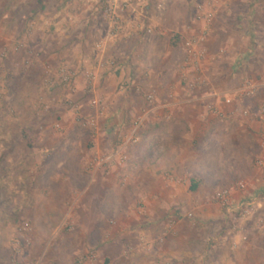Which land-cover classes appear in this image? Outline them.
Returning a JSON list of instances; mask_svg holds the SVG:
<instances>
[{
    "label": "rangeland",
    "instance_id": "rangeland-1",
    "mask_svg": "<svg viewBox=\"0 0 264 264\" xmlns=\"http://www.w3.org/2000/svg\"><path fill=\"white\" fill-rule=\"evenodd\" d=\"M161 1L149 0L144 13V23L147 24L149 18L151 29L153 28L152 34L145 35L140 32L137 34L140 39L146 38L144 43L148 41V50L145 52L147 60L143 64L139 62L140 77L136 76L139 80L134 84L141 92L132 93L131 103L122 105L129 93V89L121 92L119 88L127 82L125 78L111 86L110 92L104 93L100 91L102 87L97 88L96 85L94 94L89 95L85 92L86 82L82 78V70L87 67L97 68L99 58L96 56L98 53L94 51L95 45L105 43L104 33L105 31L107 33V27L101 15L95 22L103 29H100L99 33L97 31L93 35H88L86 40L88 50L84 51L83 47V50L77 53L74 49L68 48L69 57L62 54L61 46L55 43L54 37L57 33L52 28L51 13L64 10L73 4L80 5L79 1L76 3L68 0H0V264H8L7 261L13 259L11 245L21 234L20 228L26 231L22 233L24 241L18 257L23 255L28 258V264L36 262L46 264V248L54 249L47 264L53 263L57 257L66 263L70 261L68 250L75 248L77 244L76 237L73 239L72 236H67L71 225L66 224L65 209L68 205L64 203V199L68 196L71 199V195H75L74 192L78 190L77 187L91 177L93 159L97 156L92 135L94 133L96 135L98 128L100 133L106 134L98 143L99 155L109 156L120 152L126 157V161L123 164L113 162V167L116 168L112 167L111 170H117L115 173L108 175L109 171H100L95 174V179L99 181L113 179L119 183L125 179L120 172L126 168L125 164L130 163L132 157L135 158L134 164L153 165L152 156L145 155L151 146H143L139 139L140 134L143 136L151 129V132L158 129L147 126L145 119L151 115L154 118L162 115L158 109L151 112L156 105L153 89L157 82L171 88L175 85L184 86L196 95H203L204 91L207 94H217L216 98L224 106L218 108L214 102H208L202 104L198 110L183 113L191 120V124L186 128V132L184 131L188 142L186 143L184 139L178 142L181 151L178 163L182 168L180 174L186 182L192 179L199 180L197 177L199 170L206 179L212 181L214 177L219 183L223 180L221 176L225 177L227 171L231 176L230 182L222 185L217 183V187L213 188H203L201 197L190 200L183 198L181 208L168 204L169 208L166 210L170 214L166 218V223L173 218L181 220L184 218L203 226L206 224L205 219H212L208 218V215L218 214L216 218L219 221H214L213 226L212 224L209 226L214 228L217 234L207 232L205 237L207 247L217 249L219 246L214 245L217 240H224L227 237L234 243L232 238L236 237L240 244H245L254 239L252 234L254 229L260 227L259 231L264 230V222L259 224V218L264 217L259 215L242 224L228 223L223 218L221 208L214 201L216 193L222 190L229 188L238 192L236 185L249 174H253L256 163L262 160L263 156L261 154L264 151V120L243 118L240 111L256 112L260 99L264 98V88L259 98L244 102L234 98V94L246 80L264 83L262 73L264 53L262 52L261 63L257 66L252 65V71L237 70L228 78L225 58L241 48H248L247 53L250 57L254 56L256 51H260L257 48L259 45L255 42L257 29L252 23H257L260 25L259 28L264 30V0ZM152 23H162L163 27L158 25L154 27ZM182 26L187 30L185 37H181L177 32ZM260 29L257 31L260 32ZM128 34L127 30L124 36L120 35L117 38L123 36V39H126ZM201 35L208 36L199 47L203 57L197 65L186 66L184 70L188 77L183 76L185 75L183 66L188 63L190 52L184 48V44ZM246 38L248 44L245 46ZM130 42L129 39L127 45L121 46L123 52H127ZM104 49L103 56L100 54L99 56L103 57L104 62L109 59L115 60L118 67L119 61L116 57L110 54V58L105 57L108 51L105 44ZM73 51L77 53L75 56ZM86 52L89 53L88 56L85 55ZM78 55L85 56V59L79 60ZM221 55H224V60ZM63 65L69 66L76 73L75 91L64 88L59 82V70ZM243 67L245 68V64ZM256 72L258 74H255ZM160 78L162 81L159 82ZM130 85L131 79L129 87ZM148 96H152V103L148 102ZM95 97L101 99L105 107L102 114L92 104ZM113 97L116 100H113ZM78 113L84 120L95 118L96 129H82L76 119ZM202 116L212 117L214 123L212 129L205 130L200 123H195L196 119H201ZM226 117H233L236 123L240 121L244 125V127L235 125L232 140L226 138L225 128L220 124L224 119L227 120ZM109 119H112V125L108 124ZM117 119L119 122L115 121ZM251 121L257 123L256 129L247 125V122ZM137 122L141 124L134 131ZM246 136L250 140L245 138ZM187 146L189 151L185 148ZM237 148L241 150L240 155ZM228 151L230 156L226 157ZM227 158H230L229 162ZM190 167L197 171H187L186 169ZM142 175L143 171L137 173L138 181L142 179ZM192 176L194 177L190 178ZM61 184H68L69 187H62ZM123 184L125 180L121 182V185ZM138 189L143 190L142 187ZM138 189L136 187L134 190ZM36 192L40 194L39 197L41 196L38 198L39 213L22 214L24 210L25 213L30 212L29 209L33 205L29 203L28 198L34 197ZM21 194L25 195L23 203L20 199ZM262 196L264 197V192ZM253 197L256 196L245 198ZM137 207L143 210L140 205ZM42 211L51 213L54 218L46 223L39 217ZM188 214L192 217L188 218ZM45 224L52 228L49 235L45 234ZM243 238L246 240L243 241ZM262 241L256 250L250 252L240 253L242 251L240 247L237 256L241 257L244 254L246 261L264 264V239ZM219 244L222 243L219 241ZM92 250L96 252V248ZM222 256L217 250L215 254L207 255L206 259L218 264V259ZM233 259L236 260L234 256Z\"/></svg>",
    "mask_w": 264,
    "mask_h": 264
},
{
    "label": "crops",
    "instance_id": "crops-1",
    "mask_svg": "<svg viewBox=\"0 0 264 264\" xmlns=\"http://www.w3.org/2000/svg\"><path fill=\"white\" fill-rule=\"evenodd\" d=\"M68 1H75L76 3L79 1L80 5L77 3L67 6L64 10L53 11L51 13V15H53L51 19L53 22L52 28L57 33L56 37H54L56 39L55 43L61 46L62 54L70 57L67 52L68 48L74 49L77 53L83 50V47L84 51H87L86 40L88 35H93L94 32L97 31L99 33L100 29L103 28L102 26H98V22H95L96 19L100 18L99 10L87 8L80 0ZM161 2H163V0ZM169 3L170 2H168V4ZM147 21V24H143L151 28L152 26L149 18ZM252 24L257 30L260 29V25L257 23ZM152 25L154 27L157 25L163 27L162 23H152ZM257 30L255 42L259 45L257 48L260 49V51H256L254 56L250 57L247 53L248 48H241L235 51L233 55L226 57L227 78L234 75L237 70H245L246 72L248 70L252 71V65L257 66L261 63V56H263L264 53V30L262 29V31L260 29V32ZM129 31V36L126 37V39H123V35L114 41L108 40L105 31L104 44L106 48H108L105 57H116L119 61V65L115 70H109L107 68L105 70H98V81L96 83L97 88L102 87L100 91L106 93L110 92L111 88L124 78L127 81L131 79V85L128 88L129 93L125 96V102L122 103V105H129L131 103L132 93L136 91L138 93L141 92V89L134 84L139 80L136 76L140 77L139 74L141 69L138 67L140 64L139 62L143 64V62L147 60V54H145V52L148 50V41L144 43L146 38H138L137 34L139 32L135 30V27H132ZM177 32L181 37H185L187 34V30L183 26L180 27ZM76 33L77 35H74ZM155 34L156 32L153 35ZM207 37L208 36H206V39ZM127 39L131 40V42L128 43L129 49L127 52H123L121 46L127 45ZM249 39L251 41L250 37ZM245 40L246 46V44H248V38ZM74 51L73 53L75 56L77 53L75 54ZM119 51L122 53L120 54ZM85 55L88 56L89 53L86 52ZM96 56L100 58L99 54H96ZM223 56L224 55H221V58L224 60ZM77 58L79 60L81 58L85 59V56L78 55ZM244 64L245 68L243 67ZM248 66L250 68L247 69ZM262 73L264 75V69ZM183 74H185L183 76L188 77L186 72ZM255 74L258 73L256 72ZM158 81H162L161 78L158 79ZM261 84L264 85V83ZM144 90L146 89L144 88ZM191 92L190 89L184 86L180 87L175 85L171 88L170 86L164 85V83L157 82V86H154L153 89L154 97L156 96V105L151 112L158 109L162 115L159 118H154L153 115H151L147 116L145 119L147 120V126H151L153 129L154 127H158V129H154L152 132L151 129L150 132L147 131L148 133H145L143 136L140 134L139 139L143 146H151V149L148 151L146 150L145 155L152 156L153 165L147 163L146 165L140 166L139 164L133 163L134 157L130 158V163L125 164L126 168L120 172V174L125 177V179H122V181L125 180V184L123 185H121L122 181L118 183L113 179H106L107 181L95 179V174L103 170L95 171L93 169L91 177L77 187L78 190L74 192L75 195H71V199L69 196L64 199V203L68 205L65 209L67 212L66 224L69 223L71 225L69 228L70 232L67 233V236H72L73 239L76 237L77 244L75 248L68 250L71 255H69L70 261L66 263V261L57 257L51 264H73L76 258L85 254L88 250H92V248H96L99 261L98 264H213L209 262L206 257L209 254H215L217 250L223 255L218 259V264H259L256 261H246L244 254L238 257L237 253L240 252V247H242L240 253L256 250L255 248L258 247V244L263 242L262 240L264 239V230L259 231L258 229H260V227L254 229L252 233L254 234V239H249L250 241L245 244H240L236 237L232 238V240H234V243H232L233 241L226 237L224 240H217L218 242H215L214 245L219 246L218 249L216 247H207L205 242L207 232L212 235L217 234V231H214V228L209 226L211 224L213 226L214 221H219L216 218L218 214L208 215V218L212 219H205L206 224L203 226L200 223H191L188 219H180L175 234L166 235L163 244L151 245L150 251L144 250L141 238H145L147 242H153L159 237H162L166 218L170 214L167 212L169 208L168 204L177 205L181 208L180 205L184 201L183 198H188V200H190L195 197H201L200 194L203 188L217 187V183H219L214 177H212V181L206 179L203 172L199 170L197 173V177L200 180L199 187L196 192H191L189 190L191 181L188 180L186 182L183 175L180 174L182 168L178 163V156H180L181 151L178 148V142L183 139L186 143L188 142L189 139L184 135L186 134V128L191 124V120L184 116L183 113L198 110L202 104L208 102H214L218 108L224 106V104H220L216 98L217 94H207L204 91L202 93L203 95H196V93L192 94ZM113 100H116V98L113 97ZM226 118L227 120L224 119L220 124L225 128L224 134H226V138L232 140L235 125L238 127H244V125L240 121L236 123L232 119L233 117ZM212 120L210 116H207V118L206 116H202L201 119L197 118L195 123H200L204 129L207 130L213 128L214 123ZM115 121L119 122L118 119ZM108 124H113L112 119H109ZM247 125L254 129L257 128V123L255 121L247 122ZM94 134L92 135V139L96 145V155L98 156L100 150V144L98 143L106 137V134L105 132L100 133V128L97 129L96 135ZM245 138L250 140L247 136ZM185 148L189 151L188 146ZM238 150L240 155V148ZM134 154L133 152L132 155ZM261 155H263L261 157L262 166L258 167L256 164L253 174H249L244 180L240 181L245 185V188L244 190L235 192L234 197L236 200H240L239 198H245L246 196H256L253 198L258 199L262 207L259 216L264 217V197L262 196V192H264V151ZM229 156L230 152L228 151V156L226 157ZM229 159L230 158L226 159L228 160L227 162H229ZM112 167L113 164L109 169L108 175L117 171L111 170ZM190 169L187 168L186 170L192 172L196 170L193 167H190ZM140 171H143L144 175H142V179L138 181L137 173ZM229 174V171H227L225 177L221 176V180H223L219 183L220 185L230 182L231 176ZM193 177L194 176L190 178ZM61 185L62 187H69L68 184ZM136 187L137 189L142 187L143 190H134ZM38 194L39 193L34 197L31 196L28 198L30 201L29 203L33 206L29 209L30 212L25 213L24 210L22 214L39 213L38 205L40 204L39 199L41 196L39 197ZM24 196V194H21V203L25 200ZM138 205H140L143 210H140L137 207ZM40 214V219L45 220L46 223H48V220L54 218L51 213L48 214L42 211ZM49 224H45L46 226L44 228L45 234L47 235L52 232V228ZM219 241L222 244H219ZM235 243L237 245H235ZM53 250V248H46V264ZM233 256L236 260L233 259ZM61 257L63 258V255ZM10 261V259L7 261L8 264ZM18 261L21 264H28L29 259L22 255V257L18 258Z\"/></svg>",
    "mask_w": 264,
    "mask_h": 264
},
{
    "label": "built area",
    "instance_id": "built-area-1",
    "mask_svg": "<svg viewBox=\"0 0 264 264\" xmlns=\"http://www.w3.org/2000/svg\"><path fill=\"white\" fill-rule=\"evenodd\" d=\"M83 4L90 9L99 10L100 15L103 17L105 25L107 27V38L110 41L115 40L118 36L123 35L125 31L128 30L130 33V29L135 27L137 32H141L142 34L149 35L152 34L153 30L150 27L145 26L144 13L148 7L149 0H80ZM211 18V15H209ZM129 34L127 35V37ZM206 36H200L194 38L193 40L186 41L184 44V48L189 52L188 63H185L183 66V70L186 66H194L202 59L203 55L200 51V46L205 41ZM104 44H96L95 52L102 55L104 52ZM103 57L99 58L97 63V68L95 67H87L82 70V78L86 82L85 92L89 95L94 94L95 85L97 81V74L99 69H109L113 70L117 68V64L115 60L109 59L107 61H103ZM98 69V70H97ZM186 71V70H184ZM76 73L67 65H63L59 70V82L60 84L71 91H75V83H76ZM130 81L125 82L120 85V91L125 92L129 87ZM264 88L263 84L257 83L256 81L246 80L242 83L241 87L236 90L234 94V98L238 99L240 102L248 101L251 99L259 98L260 92ZM147 100L149 103L153 102L152 96H148ZM94 108H97L102 112L104 111V105L101 99L95 97L92 101ZM79 112V111H78ZM217 114V112H216ZM240 115L243 118H252L255 120L263 121L264 120V98L260 99V105L256 112L249 111H240ZM79 125L82 129H96V120L95 118H89L84 120L82 116L77 115L76 117ZM140 122H137L134 127V131L138 129L140 126ZM126 161V157L122 156L120 152L113 153L109 156L98 155L93 159L92 168L97 170H103L104 172H108L110 167L114 163L123 164ZM258 167L262 166V161H258ZM245 185L243 183H238L236 185V190L241 191L244 190ZM234 189H225L218 193H216L214 197V201L221 208L223 213V218L228 223H237L241 224L247 222L251 218L256 215H259L262 211V207L260 202L256 198H242L240 200L235 199ZM188 218H191L192 215L188 214ZM180 219H171L166 223L163 229L162 237H159L157 240L153 242H147L145 238H141V242L144 245V250L150 251L151 245L154 244H163L166 239V235H173L176 233V227ZM264 222L263 218H259V224ZM235 223V224H236ZM26 231L24 228L19 229V237L16 241L11 245L12 252V260L9 264H21L18 261V256L21 253V246L23 244L22 241V233ZM246 238H243L245 241ZM235 245H237L235 243ZM98 256L96 252L89 251L85 254L79 256L74 264H98ZM34 264H41L40 262H36ZM167 264V263H165Z\"/></svg>",
    "mask_w": 264,
    "mask_h": 264
},
{
    "label": "trees",
    "instance_id": "trees-1",
    "mask_svg": "<svg viewBox=\"0 0 264 264\" xmlns=\"http://www.w3.org/2000/svg\"><path fill=\"white\" fill-rule=\"evenodd\" d=\"M199 183H200L199 180H194V179H192V180H191V185H190L189 190H190L191 192H196V190H197L198 187H199Z\"/></svg>",
    "mask_w": 264,
    "mask_h": 264
}]
</instances>
